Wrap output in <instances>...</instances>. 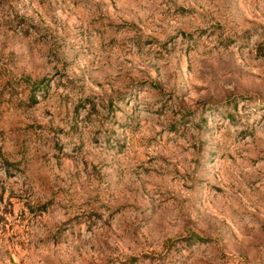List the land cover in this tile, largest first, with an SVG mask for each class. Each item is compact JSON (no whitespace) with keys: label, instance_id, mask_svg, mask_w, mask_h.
I'll list each match as a JSON object with an SVG mask.
<instances>
[{"label":"rangeland","instance_id":"obj_1","mask_svg":"<svg viewBox=\"0 0 264 264\" xmlns=\"http://www.w3.org/2000/svg\"><path fill=\"white\" fill-rule=\"evenodd\" d=\"M0 264H264V0H0Z\"/></svg>","mask_w":264,"mask_h":264}]
</instances>
